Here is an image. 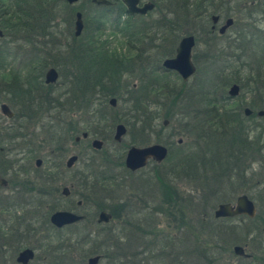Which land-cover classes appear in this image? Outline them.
Here are the masks:
<instances>
[{"label": "trees", "instance_id": "1", "mask_svg": "<svg viewBox=\"0 0 264 264\" xmlns=\"http://www.w3.org/2000/svg\"><path fill=\"white\" fill-rule=\"evenodd\" d=\"M52 1L29 0L30 5L42 9H1L3 17L0 24L7 35L13 37L14 43L23 41L24 45L29 44L35 49L34 54L43 52L42 47L38 46L42 36V18L46 20L52 14V9H48ZM235 1H243L244 7L250 10L245 21L252 22H244L243 26L238 27L234 38L222 43L213 42L212 53H208L204 68L198 66L197 82L190 86V80L183 81L178 73L165 72L163 60L176 54L184 35L197 33L194 24L208 28V33L212 35L208 25L211 16H234L230 8ZM159 4L161 9L166 10H162L149 25L142 16L122 21L121 15L128 11L120 9V20L109 19L108 12L98 16L83 44L52 45L55 52L84 56L74 61L78 65L73 74L66 67L62 68L64 71L60 78H63L66 87L57 96L50 93L55 85H46L44 76L50 65L61 62L37 59L39 65L27 74H9L5 69H0V101L8 102L26 117H33L39 112L42 115L43 111L51 108L58 109L59 116L55 117L53 123L44 124L43 127L48 132L47 141L57 144V147L60 145L58 150H53L59 153H63V140H70L71 137L75 139L83 132H88L90 137L93 135L94 138L102 137L105 142L108 141L118 123L130 128L131 144L149 145L155 132L160 136L169 126H165L163 121L160 125V119L180 120L185 127L182 135L187 139L186 145H183L184 142L176 144L173 136L165 143L169 147V155L164 163H155L149 177L139 178L136 187L139 199L136 202L140 200L146 204L148 198L155 196L158 198L156 205L149 215L144 216L145 221L153 219L151 215L155 211L173 215L179 208V220L187 226L190 223L186 222V197L178 188V183L186 182L200 191L203 202L200 208L209 205L213 208V199L229 197L224 195L226 191L238 189L240 183L251 180L253 173L250 172L255 160L260 159L264 166V117L257 115L258 110L264 109V35L258 28V20L254 18L256 9L264 6V0H160ZM108 23L110 35L107 34ZM112 35H120V43L115 46L104 39ZM226 35L219 36L224 38ZM199 42L201 40L197 39ZM194 61L201 62L196 56ZM172 75L177 79H171ZM129 77L132 83L125 85ZM235 83L241 86L242 94L238 99L228 95V87ZM246 94H250V99ZM36 95L40 96L34 97ZM113 97L117 100L126 98V104L130 106L122 119L116 118L115 107L110 104ZM179 106L181 111L176 110ZM246 107L252 108L254 113L245 115ZM72 113L78 115L76 123L66 122L65 114ZM68 125L70 127L64 131L62 128ZM159 125L160 129L157 127ZM100 126L107 134H98L96 129ZM160 141L161 138H157L156 142ZM79 155L84 167L78 172V179H75V185L82 190L78 200L91 201L95 211L107 210L113 218L125 217L126 226L123 229L127 230V238L115 228L107 233L114 234L111 237H104L103 234L93 237V233L87 230H84V236L78 234L66 239L63 235H55L48 222L50 214L60 209L64 200V197H60L47 203L48 207L43 206L46 208L44 223L48 226L43 229L42 235L39 228L33 227L34 223L26 217L17 218L13 215L8 222L0 216V264H15L14 255L8 260L5 251H18L27 246L24 240L37 241L38 246L47 251L44 258L50 264H88L87 258L94 255H101L110 261L118 259L120 264H141L143 260L149 261L154 256H144L147 252L153 254L151 248L143 251L137 249L142 242H147L148 246L154 240L148 241V231L143 229L144 222L139 218V212L128 204V199L122 201L127 186L124 184L126 175L114 176V168L123 167L129 175L142 170H128L124 153L114 162L105 147L96 150L90 144L89 150ZM50 156L52 158L48 161L54 163L53 155ZM53 163L39 177V190L43 198H48L46 193H50V183H54L59 176ZM252 183L255 184L254 181ZM70 198L71 204L67 208L77 210L80 206L78 200L72 199L73 193ZM1 213H6L4 207H0ZM241 218L243 220H238L236 227L237 241L243 242V234L248 230L254 232V236H258V231L263 232L264 219L260 213L255 218ZM89 219H92L91 216ZM86 221L88 216L76 225ZM92 222H96L94 218L90 222L91 226ZM150 231L153 233L154 229ZM30 246L35 247L32 244Z\"/></svg>", "mask_w": 264, "mask_h": 264}, {"label": "rangeland", "instance_id": "2", "mask_svg": "<svg viewBox=\"0 0 264 264\" xmlns=\"http://www.w3.org/2000/svg\"><path fill=\"white\" fill-rule=\"evenodd\" d=\"M232 5V12L231 14H234V18H236V24L228 31L226 37L222 38L219 36L218 33L210 35L208 33V28H205L204 26L201 27L200 25L197 27L194 23V27L197 28V33L195 34L197 39L201 40V42L197 43L196 46L193 49V58L196 56L198 57L200 63H196L197 67L200 65L202 68H204L205 60L207 59L208 53H212L211 45L214 41L224 42L228 38H234V34L236 33V29L241 26L245 22H252L251 20L245 21V18H248V13L250 12L249 9L244 7L243 1H235ZM226 7H229L228 4H226ZM234 9V10H233ZM91 12V15L93 17L95 16L96 19L98 16L102 14H109V19L115 18V16L118 13L119 9H101L94 7L93 9H87ZM162 10L166 9H155L152 13H150L148 16L145 17L147 21V25L151 24L154 19L158 17L159 14H161ZM257 13L254 15V18L258 20V28L262 31L264 35V6H260V8L256 9ZM65 9H60V13L63 16ZM106 11V12H105ZM105 12V13H104ZM236 12V13H235ZM55 13V12H54ZM52 14V16L54 15ZM224 15V14H223ZM228 17L227 15L222 17L221 24L224 23L225 18ZM138 18V17H136ZM212 22H209V26H211ZM64 28V26H61ZM207 27V26H206ZM107 28V34H111L110 24L108 23L106 25ZM228 36V37H227ZM120 35L118 36H109L108 38H104L108 40L113 46L120 43ZM6 40V39H5ZM47 41V40H44ZM12 48L15 51H19V57L17 61L15 62V66L18 65V63L21 62V60H24V56H29L31 54L34 55V48L30 46L29 44H23V41H20L19 43L12 44ZM38 46L41 48L42 51L40 53H53L54 48L51 44H48L47 42H43L39 38ZM156 53V52H155ZM12 54L13 50H12ZM39 52H37L35 55H38ZM203 62V64H202ZM51 67V66H49ZM48 67V68H49ZM47 68V69H48ZM15 69V68H14ZM46 69V70H47ZM175 72V71H170ZM169 73V72H167ZM199 73H196L191 80L189 81L188 85L193 86L197 82V77ZM177 79L175 75H172L171 79ZM125 85L131 84L132 79L131 77L126 79ZM63 83V78L61 77L58 84L55 85L54 88L51 89L50 93H54L56 96L60 93L65 91ZM35 89V88H34ZM229 89V87H228ZM41 90V89H40ZM242 92L240 93V95ZM129 96L130 93H127ZM40 95H36L34 97H38ZM246 97L250 99V94H246ZM238 99V98H237ZM1 102V101H0ZM50 107H53L51 105ZM130 107L126 104V98H121L118 100L117 107H115L116 110V118L122 119L124 117V113H126L128 110L127 108ZM52 110L49 111H43V122H41L38 125H35L33 123H22L21 125L16 124L14 128H4L6 124H13L17 123V120H11L6 119L5 117H0V148L3 147L6 151L5 156L0 154V163H3V160L9 159V164L11 165V171L13 172L14 180H16V177L21 179L23 181V184L19 187H12L7 190H2L0 195L9 194L14 190L12 193L13 197L12 200L14 203L17 201V199H21L19 201H25L24 199L28 197V194H33L30 191L31 184L26 181V178L28 176H34L35 172L34 168H36V159L42 158L43 159V165L42 168H40L41 173H46L49 170V166L53 162H49L48 159L53 157H56L59 153V151H53L59 149L56 146L57 144H50V142L47 141L46 135L48 134L47 130L44 129V122L45 124L53 123V120L58 115V109L51 108ZM181 106L177 107V111H181ZM1 114V111H0ZM40 112L36 114V116H39ZM64 115H62L61 118H63ZM66 116V122L74 121L76 123V119L78 118V115L75 113L72 114H65ZM177 118V117H176ZM179 118V117H178ZM124 119V118H123ZM164 118L159 120V124H162ZM260 119V118H259ZM262 121V120H261ZM157 126L158 129H160L161 126ZM20 126V129L18 128ZM70 127L69 125L67 127L62 128L64 131L67 130V128ZM128 127V126H127ZM184 125L181 123L180 120L175 119L170 121L169 126L165 128L160 136H158V133L155 132L152 135V142L153 143H162L165 144L166 142H169L170 138H174V141L177 143V139L183 138L184 143L183 145L187 143L186 137L182 135V131L184 129ZM17 133H14L17 131ZM99 135L107 134L105 130L102 128V126L98 127L96 129ZM115 131V128H114ZM114 131L111 135L112 137L109 138L108 141H106L105 144V150L109 157H111L114 162H117L119 160V155H124V161L126 157V153L128 149L133 145L132 143V136L130 132V128L128 127V131L126 135L124 136V139L122 142H117L114 140ZM18 135V136H14ZM161 138L162 141L156 142L157 138ZM94 138L93 135L87 140H82L80 143H75L74 139L72 137L67 142L63 141L62 149L68 148L71 151L65 156L63 159L64 165L63 167L66 168V161L69 158V156L72 153L82 154L89 150L90 148V142L91 139ZM101 138L102 137H97ZM4 140L2 143L1 141ZM173 141V139L171 140ZM190 142L191 140L188 139ZM149 144V145H150ZM180 145V144H178ZM89 146V147H88ZM139 146V145H138ZM127 147V148H126ZM176 147V146H175ZM83 160L79 159V161L76 163L75 167L70 169V171L63 170V174H61L56 180H54V183H50V193H46V197L44 198L45 202L42 205L49 206L47 203L54 201V199L57 200V198L63 197L62 189L64 186L70 187L72 193H73V199L78 200L81 196V188L76 184V177L78 179V172L83 170ZM155 166V162L151 161L147 167L143 168L142 171H140L137 174L129 175L123 167L120 168H114V176H123L126 175V181L124 184L127 186L124 188L123 195H122V201L125 199H128L127 202L131 206H133L134 209H136L139 212V218L142 219L144 222L143 229L146 230L148 241L154 240L152 243L142 242L140 246L137 248L140 251H143L145 248H151L153 249V254L151 252H147L144 256H153L149 261L141 262V264H261L259 257H260V251L253 248L254 253L256 254L253 261H248L243 258H241L238 255H235L233 251L234 244L229 242H226L225 244H222V242L219 239V234L216 229L215 234L212 232V228L215 226L217 228L218 226L215 224L214 220V211L217 205L221 202V199L212 200L213 208H210V205L204 209L200 208L202 205L200 191L196 190L193 185H189L186 182L178 183V188L181 190L183 195H185L186 199L184 203L187 205L185 208V215H186V222L190 223L187 226H185L182 223V220H179V212L178 209L173 208V215H167L163 212H156L151 215L153 216V219H149V222L145 221V215H149L150 212H152L154 205H156L157 197L155 196L153 198H148V201L146 204H143L140 200L138 203L136 202L139 197L137 198L136 193V187L137 183L140 181V179L147 178L151 175L153 169ZM32 171L30 175L27 173H24L23 171ZM250 173H253L251 175V180L247 183L242 182L240 183V187L238 189H232L228 190L224 193L225 196H231L232 198H237L241 194H248L250 197H252L257 204L258 212L264 219V166L263 163L260 161V159L255 160V162L252 165V170ZM75 177V179H74ZM140 178V179H139ZM37 181V180H36ZM254 181L255 184L252 182ZM39 182V181H38ZM77 195H76V194ZM42 195V194H41ZM68 199L64 197L63 202L60 204V209L67 208L69 206ZM192 199V201H191ZM83 204L79 206L77 211H80L82 213H86L88 216V221L82 223L81 225H74L72 227H67L62 231H59L58 233L55 232L54 234L57 236L63 235L64 239L69 238L70 236L75 237L78 234L81 236H84V230H87V232H92L93 237H95L97 234H103L104 237H111L114 236V234L107 235L108 231L110 229L115 228L116 231L122 232L123 237L127 238V230H124L123 228L125 225V217L120 218H113V220L110 223H97V218L99 211H95L93 209V203L91 201H83ZM19 204V203H18ZM200 205V206H199ZM189 206V207H188ZM43 208V213L46 211V208L41 206ZM210 208V209H209ZM25 209H28L26 207ZM35 210V209H34ZM32 210V211H34ZM201 212V214L199 213ZM209 212V213H208ZM211 212L213 214H211ZM40 212L35 219H31V221L35 224V228L38 229L40 226L37 227V225H42L44 229L48 226L44 223V214ZM208 213V215H206ZM9 215H5V218ZM94 218L95 223L92 222V226L90 224L92 219H89V217ZM203 216H206L204 218ZM262 225L264 226V220L262 221ZM243 228V226H242ZM151 229H154L153 233H150ZM83 231V232H82ZM43 233V232H42ZM41 233V235H42ZM75 233V234H74ZM259 237L264 236L263 232H256ZM60 234V235H59ZM127 234V235H126ZM40 235V234H39ZM74 235V236H73ZM126 235V236H125ZM258 237V238H259ZM235 238V237H234ZM159 239V240H158ZM126 240V239H124ZM237 244H242V240L237 241ZM244 240V239H243ZM25 244L27 246H30V244L34 245L36 248V257L32 261L31 264H50V262L45 259L47 251L44 250V248H40L38 246L37 241L34 242H27L24 240ZM23 244V245H25ZM226 245L228 247L226 252L221 251V249L218 246ZM11 249H15L13 246H9ZM31 247V246H30ZM252 249V248H250ZM249 249V250H250ZM19 251V250H18ZM18 251L10 250L5 251L6 258L9 260L11 258V255H14V258H16ZM113 251V250H112ZM117 253V252H116ZM161 253V254H160ZM150 254V255H149ZM88 260V258H87ZM15 264H17L15 262ZM99 264H120V261L117 259L115 261H110V259L102 258L99 262Z\"/></svg>", "mask_w": 264, "mask_h": 264}, {"label": "flooded vegetation", "instance_id": "3", "mask_svg": "<svg viewBox=\"0 0 264 264\" xmlns=\"http://www.w3.org/2000/svg\"><path fill=\"white\" fill-rule=\"evenodd\" d=\"M101 1H103V0H76L74 2H70L69 0H53L51 5L48 6V9H52V14L54 12L55 13L53 16L51 14L50 17H47L46 20L45 19L43 20V18H42L43 29L40 32L42 34L40 39L43 42H47L48 44H51V45L60 44L63 46H73V45L83 44L85 42V39L88 37V34H89L91 28L93 26H95V24H96L95 23L96 17L95 16L93 17V15H91V12L88 11L87 9H93L94 7L101 8V9H119L118 13H120V9H126V10L128 9V6L124 2V0H108L109 3H104ZM147 2L155 3V7L153 9H161V6L159 4L160 0H140L139 6H143ZM1 9H42V8L36 7L35 5H33V6L30 5L29 0H0V12H1ZM60 9H65V11H64L65 14L63 16L59 12ZM79 12L82 15L84 27H83L81 34L77 35L76 34V21L78 20V13ZM152 12H153V10L149 11L147 14H144V15L132 14V13L131 14L134 15L135 17H140V16L146 17ZM212 16H211L212 24L210 26L211 33L212 34L218 33L219 35H222V34H220L219 29H220V26L222 25L221 20H222L223 16L220 15V20L217 24H214V22L212 20ZM2 17L3 16L0 13V19ZM226 18H228V17H226ZM61 26H64V28H62ZM0 30L2 32L0 34V69H5L6 73H9V74H13V73L27 74L28 72H31L33 70V68H36L37 65H39L38 63H36L37 59H41V60L47 59L49 61L54 60L58 63L59 62L62 63V64H56L55 66L50 65L51 67H55L58 70L60 76H61L62 72L64 71L62 69L63 67H66V69H69V73L73 74L75 72L76 66L78 65V63H74V61L76 59H83L84 58V56L81 54L59 53L56 50V52L49 53V54L39 53L38 55L31 54L29 56H24L23 57L24 60L23 61L21 60V62L18 63L17 66H15V62L17 61V59L19 57V54H18L19 51L15 52V50L12 48L13 46H11V45L15 44L14 39L11 35H7L6 31L4 30V27L1 24H0ZM44 40H47V41H44ZM12 50H13V53H15V54H12ZM3 51H7V52L3 53ZM47 70L45 71V74H46ZM45 83H46V81H45ZM46 85H49V84L46 83ZM36 89H38V87H36L35 90ZM3 103H7L11 107V109L14 112L13 117H8L2 112L1 105ZM0 111H1V114H0L1 118L5 117L6 119L17 120V123H13V124H9V125L6 124L5 128H12L13 126H16V124L21 125L22 123H25V122H27V123L31 122L35 125H38L41 122H43V118H44V116H41V115H39V116L32 115L33 117L22 116V114L18 113V111L6 101L0 102ZM42 115H43V113H42ZM43 124H45V122ZM87 139H88V137L84 138V140H87ZM82 140L83 139H81L80 141H76V139H74V142L80 143ZM67 141H68V139L65 140V142H67ZM1 142L3 143L4 140H2ZM62 150H63V153H59L56 157H53V160H54L53 165H55L57 173H58L57 175H59V176L64 173L63 170L68 169V171H69L70 169H72V168H68L67 165H66V168L63 167V165H64L63 159L71 150L66 148V147L63 148ZM0 154L3 156H5V154H6V151L3 147L0 148ZM59 155H60V157H58ZM9 162H10L9 159H5V160H3V163H0V177L7 181V184H0V194H1L2 190H7V189L12 188V187H19L23 184V181L21 179H19L18 177H16V180H14V177L12 174L13 170L11 171V165L9 164ZM35 165H36V168H34V171H33V173L35 172L34 176L30 175V173L32 171H27V170L23 171L24 173H27V175L28 174L30 175L26 178V181L31 184L30 191H28V192L34 193V195L28 194V197L24 199L25 200L24 202L19 201L21 199H17V201L15 203L12 200V197H13L12 192L14 190H12V192H10L9 194L0 195V207H4V209L6 210V213H1L0 216L3 217V219L5 221L9 222L11 216H13V215H15L17 218L26 217L28 220H31V219H35V217L40 212L43 213V208H41V206H44L42 204H44L45 199L41 195L42 192H41V190H39L40 184L38 182L40 180L39 177H41V175L43 176V174H44V173H41V170H40V168H42V165H43V159H42V165L41 166H38L36 163H35ZM74 179H75V177H74ZM62 194H63V191H62ZM71 196H72V191H71V194L69 196L63 195V197L69 198L68 199L69 204H71V198H70ZM220 201L221 202L217 205L215 210L218 208V206L221 203H230L232 205H235L237 203V198H232L231 196H229L226 198H222ZM77 203L80 206L82 205L81 200H78ZM26 207H28V209H25ZM32 210H34V211H32ZM63 210L75 211L76 208H70V209L67 208V209H63ZM14 211H15V214H14ZM101 211H105V210H101ZM101 211H99V213ZM54 212H52L50 214L48 224H50V226L52 227V229L55 232L58 233L59 231H62L67 227L73 226V225H67V226H64L62 228L55 226L51 222V216ZM78 212L80 213V211H78ZM81 214H84L85 219H86L87 214L82 213V212H81ZM5 215H9V216L5 218ZM98 216H99V214H98ZM213 216H214V220H215L214 222L218 226L217 228H215V226H214V234H215V231L217 229L218 234H219V239L222 242H224L222 244H225L226 242H229V244L233 243L234 244V246H233L234 253H235V250H234L235 246L236 245H242L245 248V253L243 255H238L235 253V255H238L241 258L248 260L250 262L253 261V259L256 256V254L254 253V250H253V248H255L258 251H260L259 260H260L261 264H264V236L263 235L260 237H259V235L254 236L253 235L254 232L248 230V231L244 232V234H243L244 235V241L242 242V244L236 243V240H235L236 239V227L238 225V220L242 221L243 219L241 217H244V219H245V217H248L247 215L216 217L215 211H214ZM97 222H98V220H97ZM98 223H100V222H98ZM240 224H242V223H240ZM32 225H33V227H35V224H32ZM38 226H40L39 230H40V234H41L43 232L44 227L42 225H37V227ZM249 226H251V223L249 224ZM263 233H264V231H263ZM218 247L223 252H226L228 249V247L226 245H221ZM25 248H32L36 252L35 247H30V246H25V247L19 249L18 254L15 258V262L17 264H21L17 261V257L19 255L20 251L24 250ZM250 248H252V249H250ZM32 261L29 264H31Z\"/></svg>", "mask_w": 264, "mask_h": 264}, {"label": "water", "instance_id": "4", "mask_svg": "<svg viewBox=\"0 0 264 264\" xmlns=\"http://www.w3.org/2000/svg\"><path fill=\"white\" fill-rule=\"evenodd\" d=\"M74 2L76 0H69ZM140 0H124L128 6V11L131 13H141L147 14L149 11L153 10L155 3L147 2L143 6H139ZM101 2L109 3L108 0H103ZM214 24H217L220 20V15L214 14L212 16ZM235 19L229 17L226 19L225 23L220 27L219 31L221 34H225L227 30L233 26ZM84 27L82 20V15L78 13V20L76 21V34L80 35ZM0 30V34H1ZM196 37L193 34L185 35L181 38L178 47L176 49V54L173 57H168L164 59L162 66L165 71H175L177 72L184 81H188L197 72V66L193 60V49L196 46ZM59 72L55 67H51L47 70L45 74V81L47 84H55L59 80ZM241 92V87L238 83L230 86L228 94L231 97H237ZM111 105L115 107L118 103L117 98H112L110 101ZM2 112L8 116L13 117L14 112L7 103L1 105ZM253 109L247 107L245 109V114L250 116L253 114ZM258 116H264V109L257 112ZM170 120L165 119L163 121L164 125H169ZM127 133V126L124 123H119L115 127L114 139L117 142H122L124 136ZM89 134L84 132L82 136H77L76 141H80L83 138H87ZM183 138L178 139V143H183ZM105 145V141L100 138H94L92 140V147L97 150H101ZM169 155V148L162 143H153L147 146H131L126 154L125 165L128 169L132 171H137L146 167L151 159L158 163H162L167 159ZM79 160L78 154H72L66 162L68 168H73ZM38 166L42 165V159L38 158L36 160ZM0 184H7V181L0 177ZM71 194V189L68 186L63 188V195L69 196ZM258 213L257 205L255 201L248 194H241L237 197V203L232 205L230 203H221L215 210L216 217L224 216H237V215H247L251 218L255 217ZM84 215L71 210H57L51 216V222L62 228L67 225L78 223L84 219ZM113 216L108 211H101L98 216V222L109 223ZM264 231V228H263ZM235 253L238 255H243L245 253V248L242 245H236ZM36 256V252L32 248H25L20 251L17 261L21 264H29ZM101 256L96 255L88 259V264H99Z\"/></svg>", "mask_w": 264, "mask_h": 264}, {"label": "bare ground", "instance_id": "5", "mask_svg": "<svg viewBox=\"0 0 264 264\" xmlns=\"http://www.w3.org/2000/svg\"><path fill=\"white\" fill-rule=\"evenodd\" d=\"M142 15H144V14H142ZM133 17H135L134 15H132L131 13H126V14H122L121 15V19H122V21H125V20H127V19H130V18H133ZM141 17V16H140ZM115 18H119V20H120V13H117V15L115 16ZM168 58V57H167ZM166 59V58H165Z\"/></svg>", "mask_w": 264, "mask_h": 264}]
</instances>
